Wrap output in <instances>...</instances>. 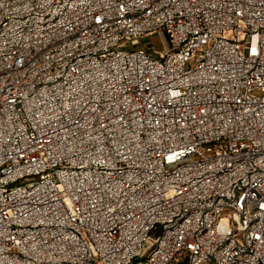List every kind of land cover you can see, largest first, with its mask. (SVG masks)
<instances>
[{
  "label": "built area",
  "instance_id": "obj_1",
  "mask_svg": "<svg viewBox=\"0 0 264 264\" xmlns=\"http://www.w3.org/2000/svg\"><path fill=\"white\" fill-rule=\"evenodd\" d=\"M206 263L264 264V0H0V264Z\"/></svg>",
  "mask_w": 264,
  "mask_h": 264
},
{
  "label": "rangeland",
  "instance_id": "obj_2",
  "mask_svg": "<svg viewBox=\"0 0 264 264\" xmlns=\"http://www.w3.org/2000/svg\"><path fill=\"white\" fill-rule=\"evenodd\" d=\"M164 38L165 37L160 32H154L153 34L139 38L135 45L132 44V48L142 47L151 48L156 51H163L166 47Z\"/></svg>",
  "mask_w": 264,
  "mask_h": 264
}]
</instances>
